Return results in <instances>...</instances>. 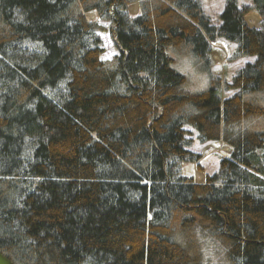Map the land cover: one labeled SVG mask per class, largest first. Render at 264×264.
<instances>
[{
  "label": "trees",
  "instance_id": "obj_1",
  "mask_svg": "<svg viewBox=\"0 0 264 264\" xmlns=\"http://www.w3.org/2000/svg\"><path fill=\"white\" fill-rule=\"evenodd\" d=\"M217 38L255 57L231 81L213 73ZM187 126L230 149L203 182L183 173L201 159ZM0 252L264 264V0H227L218 24L198 0H0Z\"/></svg>",
  "mask_w": 264,
  "mask_h": 264
},
{
  "label": "rangeland",
  "instance_id": "obj_2",
  "mask_svg": "<svg viewBox=\"0 0 264 264\" xmlns=\"http://www.w3.org/2000/svg\"><path fill=\"white\" fill-rule=\"evenodd\" d=\"M203 8L204 13L209 16L214 24L220 23V15L224 11L227 0H198ZM252 0H238L240 5L250 4ZM130 13L136 15L139 10V5L134 4L130 6ZM258 14L257 24H251L246 18L248 24L253 27H261L262 17L256 10H252L248 14ZM89 18L97 20L94 13L89 14ZM99 23L105 28L99 32V36L102 41L103 53L101 55L102 60L108 64H114L116 56L119 55V50L115 40L109 32L111 22L105 20H99ZM212 45V57H213V73L216 76H220L224 81H231L240 68H242L248 62H254V56H238L236 55L237 44L227 41L223 38H217ZM193 86L195 88L202 85V78L197 74L192 78ZM224 96L232 95V91H222ZM188 130H191L189 135L191 138V145L188 147L190 150L201 155L199 163H185L183 166V173L186 175H192L197 182H203L206 176L214 175L219 172L220 160L222 157L229 155V147H227L222 141L210 140L201 141L199 139L198 132L190 126H187Z\"/></svg>",
  "mask_w": 264,
  "mask_h": 264
},
{
  "label": "water",
  "instance_id": "obj_3",
  "mask_svg": "<svg viewBox=\"0 0 264 264\" xmlns=\"http://www.w3.org/2000/svg\"><path fill=\"white\" fill-rule=\"evenodd\" d=\"M0 264H15V263L11 259H9L7 256H5L2 252H0Z\"/></svg>",
  "mask_w": 264,
  "mask_h": 264
},
{
  "label": "bare ground",
  "instance_id": "obj_4",
  "mask_svg": "<svg viewBox=\"0 0 264 264\" xmlns=\"http://www.w3.org/2000/svg\"><path fill=\"white\" fill-rule=\"evenodd\" d=\"M247 20L251 23V24H257L258 22V18L254 15L251 14L247 17Z\"/></svg>",
  "mask_w": 264,
  "mask_h": 264
}]
</instances>
